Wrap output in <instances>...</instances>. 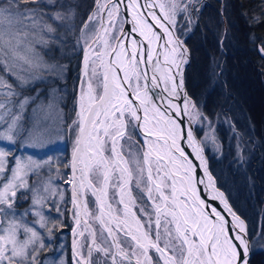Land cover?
<instances>
[{
    "label": "rangeland",
    "instance_id": "1",
    "mask_svg": "<svg viewBox=\"0 0 264 264\" xmlns=\"http://www.w3.org/2000/svg\"><path fill=\"white\" fill-rule=\"evenodd\" d=\"M13 1L17 0H7L10 4ZM110 1L96 2L84 30L83 41L88 43L85 51L92 47L90 41L96 35L98 38L92 47L93 60L88 61V70L84 72L83 82L76 93L73 113L71 103L68 105V125H65L59 108L62 98L51 86L54 77L63 76V69L46 61L38 47V44L44 42L47 26L38 14L22 12L13 4L0 6V264H82L92 239L88 224L96 234V242L89 251L90 264H134L131 260L137 263L143 260L144 264H163L153 249V263L144 258V250L131 236L135 231L132 228L135 227L134 220L128 217L122 204L134 209L136 218L143 222L145 230L151 235V242L157 241L171 253L176 264L184 263L186 245L178 236L170 217L162 215L158 228L154 227L156 213L153 203H157L158 198L155 199L154 188L147 181L149 176L144 164L145 147L128 104L124 103L121 110L116 106L111 111L114 113L111 124L108 123V129L98 134L104 164L91 166L90 169L92 183L99 191L103 188L102 176L107 165L111 169L104 205L110 211V218L100 210L94 195L85 189L86 183L82 178L84 168L78 165L74 189L83 201V220L86 225L83 222L77 225L78 204L73 201L68 188L73 178L70 167L79 137V114L87 108V90L92 92L96 100L100 97L104 86L100 50L102 46H113L124 24L122 15H115L116 3ZM153 1L163 5L168 23L183 42L176 30L180 27H187V32L190 30L193 11L198 8L197 3L201 0ZM101 19L108 25L103 42L101 33L105 25L101 26ZM173 48L176 49L174 45ZM176 51L174 62L177 68L183 69L187 66L188 58L183 57L182 51ZM136 63V76L129 80L132 90L133 79L137 78L140 84L143 82ZM177 75L184 81V76L180 73ZM187 101L189 119L195 133L196 130L200 133L199 137L196 136L207 160L208 153L217 158L223 156L214 129L217 119L205 115L202 118L201 111L194 107L191 100ZM121 122L123 125H120ZM119 133L123 134L120 141L117 139ZM151 143L154 145L153 141ZM157 143L161 146V142ZM115 147L119 158L127 166L125 171L116 163L117 157L113 152ZM235 154H239L237 149ZM10 155L12 158H8ZM242 158L235 160L241 161ZM152 163H149L150 168L154 166ZM164 185L168 187L167 182ZM246 197L244 195V199ZM152 198L154 202H151ZM21 202L25 203L22 209L18 208ZM246 226L248 228V224ZM111 235L115 236L118 248L111 242ZM67 237L69 243L73 238L76 255L71 250L68 254ZM249 243L251 253L260 251L264 254V230L260 223L252 232ZM203 258L204 252L199 249L198 259ZM193 264H197V261H193Z\"/></svg>",
    "mask_w": 264,
    "mask_h": 264
},
{
    "label": "trees",
    "instance_id": "2",
    "mask_svg": "<svg viewBox=\"0 0 264 264\" xmlns=\"http://www.w3.org/2000/svg\"><path fill=\"white\" fill-rule=\"evenodd\" d=\"M97 1L12 2L22 12L38 14L47 26L44 42L38 47L46 61L63 69V76L54 77L51 86L62 98L59 108L65 125L69 123L70 103L74 112L87 45L84 30ZM2 4L10 3L2 0ZM197 6L190 30H176L189 54L185 88L202 118L217 119L214 129L223 156L207 154L209 172L234 211L248 224L251 237L259 223L264 230V0H201ZM196 134L199 137L197 130ZM22 205L25 203L18 208ZM250 254L249 264H264L263 253Z\"/></svg>",
    "mask_w": 264,
    "mask_h": 264
},
{
    "label": "bare ground",
    "instance_id": "3",
    "mask_svg": "<svg viewBox=\"0 0 264 264\" xmlns=\"http://www.w3.org/2000/svg\"><path fill=\"white\" fill-rule=\"evenodd\" d=\"M128 2L141 8L139 0H128ZM154 8H156L158 12H155ZM145 14L146 19H143V17L142 20L140 19V23L136 27V32H138L141 38L146 39L148 43L147 59L150 62L149 66H155L157 63V60L153 58L162 56V65L159 69H163V74H166V77L160 79L162 91L154 88L153 84V91H151L144 82V79L142 80V84H140L137 78L132 80V90L129 80L136 76V72L132 66L134 58L126 56L127 50L123 46L124 40H122L118 61L122 62L124 68L126 67L123 70L124 82L132 91L136 105L130 104L128 98L122 92L124 90L123 83L119 79L117 73L112 71L110 75H107L104 72L106 69H104L105 86H107L108 83L112 85V92L106 101L104 100L96 106L88 122H86V111L80 112L79 114L81 122L80 127L83 130L86 129V136L83 142L84 151L80 152L77 156L78 161L76 165L86 169L88 166L104 164L103 157L101 156L103 150L100 146L101 142L98 134L108 129V125L111 124L114 117V113H111V111L116 106L121 110L124 103L130 104L129 112L134 118L136 116L138 133L141 135L145 147L144 164L147 166V175L149 176L147 181L151 184L150 186L154 188L153 194H156L155 199L158 198L156 199L157 203H153L156 213L154 227L158 228L157 226L160 220H162V215L169 216L174 222L178 236L186 245L183 264H193V261H197V264H237L240 259L243 244H241L242 242L239 243L234 223L232 221L229 222L226 216L221 211H216L211 204L210 207L203 206L199 198V192L194 183L195 172L190 164V158L187 156L183 146L178 142L176 125L173 121V108L181 106L184 108L183 110L188 113L189 104L184 94L180 92L179 88H181V81L176 77L177 72H180L174 62L177 53L176 49L180 50L176 44V37H174L171 25L166 19L163 5H157L156 2L151 0L148 5L146 4ZM173 45L176 49L173 48ZM113 47L114 46L111 48L102 46L100 54L104 52V55L108 56ZM133 48L134 44L132 43L130 49L134 50L135 48ZM92 50V47H88L85 51V55L89 58L85 57L84 72L88 70V61L93 60L91 56ZM123 56L128 58L127 60L130 64L129 62H125ZM128 66H131L129 70ZM100 67L102 68L101 65ZM85 94L88 106H93L98 99L96 100L90 90H87ZM121 124L122 122L120 125ZM188 133V140H186L185 143L193 153L195 146L199 144L195 141L196 139L191 132L188 131ZM119 134L117 139L120 141L123 134ZM166 137L170 140V145L165 139ZM156 138L159 139V141H156ZM151 141H153L154 145H152ZM157 142H161V146ZM116 151L117 148L115 147L113 152L115 153L114 156L117 157L115 158L116 163H119L118 166L122 171L127 170V166L122 158H119ZM199 159L201 167L205 170L207 167L206 161H204L205 158L201 156ZM150 162L154 164L151 168L149 167ZM110 174L111 171L105 172L103 176L104 185L101 191L92 188L93 186L88 183H86L85 187L86 190L98 198L100 210L109 218L110 211L106 210V206L104 205L107 201L105 198L106 186ZM164 182L168 183V187L166 186L165 188L166 184L164 185ZM209 183L211 185L214 184L212 179L209 180ZM165 189H167V191ZM81 191L82 193L84 192L83 189ZM72 196L74 199L73 201L79 202L75 195ZM218 198L221 200L220 206H222V204L224 205L225 196L223 194H218ZM155 199L152 198L151 202H154ZM122 208L128 214V217L134 220L135 227L132 228H134L135 231L132 232L131 236L135 243L144 250V258L153 263V259H151V249H153L156 251V254L163 264H176L177 262L174 261L171 253L162 248L157 241L151 242V235L145 230L142 224L143 222H140L139 219L136 218L134 209L127 204H122ZM222 210H224V213H228L223 206ZM227 213L225 214L227 215ZM83 224L86 225L85 223ZM241 225L243 224L241 223ZM236 242H238L237 245L235 244ZM89 245L90 243L88 246ZM199 249L204 252L203 259H198ZM133 262L134 264H138L134 260ZM139 264H144L143 260H140ZM179 264L181 263L179 262ZM240 264H245L244 259H242Z\"/></svg>",
    "mask_w": 264,
    "mask_h": 264
},
{
    "label": "water",
    "instance_id": "4",
    "mask_svg": "<svg viewBox=\"0 0 264 264\" xmlns=\"http://www.w3.org/2000/svg\"><path fill=\"white\" fill-rule=\"evenodd\" d=\"M140 2V7L138 8L134 5H132L131 2H128V0H111L110 3H116V8H117V12H116V16H118L119 14L122 15V18L124 19V25L123 28H121V32L119 34V36L117 37L115 43H114V47L113 49L110 51L109 55L106 56L104 55V52L101 53V56L103 57V62L105 63V69L106 71L105 74L110 75L112 71H115L119 77V79L122 81L123 83V92H125V94L129 97L130 102L134 105H136L135 102V97L133 96L132 91L128 88V85H126V83L124 82V73L123 70L126 68H124V66L122 64H120V62L118 61V54H119V49L121 47V43L122 40H124V44L123 46L126 48V50L128 51V53L130 54V57L134 58V61H137L138 63V70H140L141 74H142V79H144V82L147 84V87H149V89L151 91H153V86L154 88H156L157 90H161V85H160V79L162 77H166V74H163V69H159L160 66L162 65V56H157L156 59L157 63L155 64V66H149V61H148V43L146 42V39L141 38L138 35V32H136V27L137 25H139V19L142 20L146 19V14H145V10H146V4L147 0H139ZM154 5V4H153ZM155 7V6H154ZM155 12H158V10L156 8H154ZM172 28V27H171ZM172 30L174 31V29L172 28ZM172 31V33L174 34V37H176V44L178 45L177 47L180 48V50L182 51L183 57H187L189 58V54H187V50L185 48V45L183 44V42H181L177 36L175 35V33ZM134 44V50H131V44ZM259 53L260 55L263 57V51L261 49V47H258ZM123 59H126V56H123ZM133 61V64L135 63ZM154 61V60H152ZM125 62H127L125 60ZM129 62V61H128ZM181 64V62H179ZM179 64V66H180ZM188 64V62H187ZM187 67V66H186ZM186 67L183 69H179L181 76H184L185 74V70ZM153 73V74H152ZM164 75V76H163ZM178 77V75L176 76ZM178 80V78H177ZM181 81V80H179ZM153 84V86H152ZM180 92H182L184 94V96L186 97V100L189 99L188 94L186 92L185 88V84L184 81L182 80L180 82ZM112 92V85H110L108 83V85L104 88L101 97L99 98V100L93 105L89 107V110L87 112V119L86 122H88L90 120V118L92 117V114L95 111L96 106L103 102L104 100H106V98H108L110 96V93ZM188 98V99H187ZM190 100V99H189ZM174 109V122L176 125V131H177V135H178V142H180V145L183 146V148L185 149V152L187 154V156L190 158V164L192 166V168L194 169L195 172V186L199 192V198L200 201L203 203L204 207H210V204L212 207H214V209L221 211L225 216L226 219L229 222H233L234 226H235V232L238 236L239 239V243L242 242L241 244H243V249H241V253H240V259L237 262V264H240L242 262V259H244L245 264H249L250 262V258H251V249H250V243H249V236H248V230H247V226H246V222L244 221V219L242 217H240L236 211H234V209L232 208V206L230 205V203L228 202V199H226L225 197V202L224 205L222 204V206L224 207L225 210L228 211L225 212L227 213V215L224 213V210H222V206H220V202L221 200L218 198V194H223L222 190L220 188L217 187L216 182L213 178V176L211 175V172H209V164H208V160L205 156V153L203 151L202 145L200 143V141H198L199 139L196 136L195 130L190 119H189V113H187L186 111H184L181 106H178ZM137 111V109H136ZM136 123V116L134 118ZM138 124V123H136ZM188 131L191 132V134L194 136V138L196 139L195 141L198 142L199 145H196L194 148V154L192 153L191 149L186 145L185 141L188 140ZM79 140L78 143L76 145L75 148V152H74V162L71 164V168H72V172H73V180L70 184V188L71 191L73 192V194L75 196H77V194L74 191V181H75V174H76V163L78 161L77 156L79 155V152L82 150L84 151V139L86 136V129L81 130L80 135H79ZM155 138V137H154ZM167 140V142L169 143V145L171 144L170 140L166 137L165 138ZM156 141H158L159 139H155ZM204 157L206 161V169L204 170L201 167L200 164V159ZM89 169L90 167H87V170L84 173V177L85 181L89 184L90 180H89ZM212 179L214 184L211 185L209 183V180ZM225 196V195H224ZM96 200L97 197H95ZM83 206H82V202L79 201V219L81 220V222L85 223L86 222L83 220V216H82V212H83ZM228 222V223H229ZM241 223L243 225H241ZM89 225V224H88ZM90 226V225H89ZM95 240V235L93 234V238H92V242L90 243L87 252L90 250V248L92 247L93 243ZM111 240L113 245L115 246V248H118V245L116 244L115 240H114V236L111 235ZM236 245L238 244V242L235 243ZM122 253V252H121ZM123 256H126V254L122 253ZM130 260V258H129ZM89 258H88V254L86 255V259L83 261V264H90L89 262ZM133 262V260H131ZM134 263V262H133Z\"/></svg>",
    "mask_w": 264,
    "mask_h": 264
},
{
    "label": "flooded vegetation",
    "instance_id": "5",
    "mask_svg": "<svg viewBox=\"0 0 264 264\" xmlns=\"http://www.w3.org/2000/svg\"><path fill=\"white\" fill-rule=\"evenodd\" d=\"M82 264H83V262H82Z\"/></svg>",
    "mask_w": 264,
    "mask_h": 264
}]
</instances>
